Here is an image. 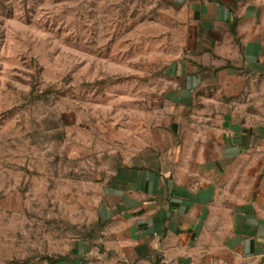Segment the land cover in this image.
Wrapping results in <instances>:
<instances>
[{
	"label": "rangeland",
	"instance_id": "obj_1",
	"mask_svg": "<svg viewBox=\"0 0 264 264\" xmlns=\"http://www.w3.org/2000/svg\"><path fill=\"white\" fill-rule=\"evenodd\" d=\"M189 4L0 0V264L67 257L98 233L113 173L159 157L177 114L207 129L233 113V79L176 99Z\"/></svg>",
	"mask_w": 264,
	"mask_h": 264
},
{
	"label": "crops",
	"instance_id": "obj_2",
	"mask_svg": "<svg viewBox=\"0 0 264 264\" xmlns=\"http://www.w3.org/2000/svg\"><path fill=\"white\" fill-rule=\"evenodd\" d=\"M187 1L176 99L233 79L237 107L207 129L177 114L159 157L107 181L98 233L42 264H264V0Z\"/></svg>",
	"mask_w": 264,
	"mask_h": 264
}]
</instances>
